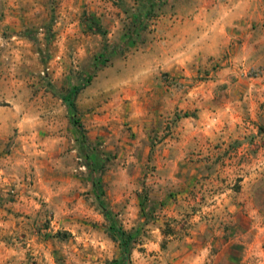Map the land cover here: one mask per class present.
<instances>
[{"label":"rangeland","instance_id":"374dc122","mask_svg":"<svg viewBox=\"0 0 264 264\" xmlns=\"http://www.w3.org/2000/svg\"><path fill=\"white\" fill-rule=\"evenodd\" d=\"M118 262L264 264V0H0V264Z\"/></svg>","mask_w":264,"mask_h":264},{"label":"trees","instance_id":"16d2710c","mask_svg":"<svg viewBox=\"0 0 264 264\" xmlns=\"http://www.w3.org/2000/svg\"><path fill=\"white\" fill-rule=\"evenodd\" d=\"M159 0H157L158 2ZM138 25V24H136ZM89 27L90 30L94 31V32H98L101 33L102 35L106 36V30H104L98 23H96L95 21H90L89 22ZM137 32V30H136ZM127 40H129L130 36H127ZM107 59L105 58V55H101L99 57V59L97 60L96 66L98 64H100L101 62H105ZM95 66V67H96ZM91 79V77L89 78V80ZM82 89V87H74L73 90H71L69 98L67 99V106L70 109V113H71V120L73 122V124L75 125V127L79 130V132L81 133L82 139L86 140V135H85V131L83 128V125L80 123L78 116H77V110H76V105L74 102V99L76 98L78 92ZM95 185H98V182L95 183ZM104 196V193H100L99 195ZM101 207L103 209V212L105 214V216L107 218L111 219V213L109 212L107 206L105 205L103 199L101 200ZM112 222V220H111ZM112 226V230L115 234V236L119 237L120 241H121V245H122V251H123V258H128L129 257V247H130V243L133 240V235L127 233L126 231H124L122 228L118 227L114 222H112L111 224ZM115 264H120L115 263Z\"/></svg>","mask_w":264,"mask_h":264},{"label":"crops","instance_id":"0c3cea01","mask_svg":"<svg viewBox=\"0 0 264 264\" xmlns=\"http://www.w3.org/2000/svg\"><path fill=\"white\" fill-rule=\"evenodd\" d=\"M217 30L218 28H216V30L214 31L215 33L210 32L201 37L202 42H205L206 44L210 43V41L212 42V44L206 45L205 47L212 48L214 46L216 48H223L226 45L223 42L222 37L217 34ZM220 32L222 33L223 31L220 30ZM187 39H189V42H187ZM184 42L185 44L190 45L189 48H187L186 52L184 51L183 54L181 53L175 56L177 61H179L180 66L182 67L186 64V62L192 61L197 56V46L199 44V41L195 34L189 35L188 38L184 39ZM166 64V69L169 70L171 67L168 66V62Z\"/></svg>","mask_w":264,"mask_h":264}]
</instances>
